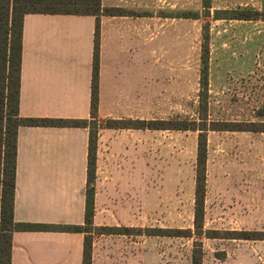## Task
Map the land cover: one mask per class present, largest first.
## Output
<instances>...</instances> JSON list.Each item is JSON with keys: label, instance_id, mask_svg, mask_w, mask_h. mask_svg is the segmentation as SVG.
Masks as SVG:
<instances>
[{"label": "crops", "instance_id": "0c3cea01", "mask_svg": "<svg viewBox=\"0 0 264 264\" xmlns=\"http://www.w3.org/2000/svg\"><path fill=\"white\" fill-rule=\"evenodd\" d=\"M173 1V0H171ZM166 0H101L120 14L100 16L99 121L143 119L142 90L158 75V14ZM97 16L25 13L21 54L20 114L89 118ZM167 23V22H164ZM163 37L172 38L166 25ZM169 30V31H168ZM162 37V38H163ZM145 83V84H144ZM147 120V119H146ZM141 128L101 127L98 131L96 226L112 225L113 207L126 188H136ZM90 129L85 126L21 125L17 133L14 219L19 222L84 225L89 178ZM138 161V163H137ZM136 233L93 232L92 264H141ZM85 232L16 230L12 264H83ZM135 239L133 238V241Z\"/></svg>", "mask_w": 264, "mask_h": 264}, {"label": "rangeland", "instance_id": "374dc122", "mask_svg": "<svg viewBox=\"0 0 264 264\" xmlns=\"http://www.w3.org/2000/svg\"><path fill=\"white\" fill-rule=\"evenodd\" d=\"M164 4L171 8L166 14L199 11L201 17L165 21L159 11L158 75L143 86L141 118L199 117L202 32L203 24L211 21L209 118L264 126V20L204 16L202 0ZM238 7L264 10V0H213L212 13ZM166 25L173 26L172 38L163 37ZM138 132L135 149L141 167L137 165L140 172L130 181L136 188L123 191L110 226H131L135 231L193 228L198 131ZM205 207L206 229L264 230V131L208 132ZM130 239L136 251L140 247L141 264H191L195 240L203 243V264H264V239L147 234Z\"/></svg>", "mask_w": 264, "mask_h": 264}, {"label": "trees", "instance_id": "16d2710c", "mask_svg": "<svg viewBox=\"0 0 264 264\" xmlns=\"http://www.w3.org/2000/svg\"><path fill=\"white\" fill-rule=\"evenodd\" d=\"M203 15L214 19H263L264 10L251 7L213 9V0H202ZM93 14L97 16L91 95V115L89 118H53L22 116L20 114L21 54L23 19L25 13ZM119 7H103L101 0H0V264H12V236L16 230L62 229L85 232L83 264L93 262V232L136 233L147 235L207 236L237 239H264V230H227L205 228L208 132L210 130H255L264 131V126L249 127L253 122H219L209 118L210 86V41L211 21L203 24L202 53L200 67V92L198 118L172 119H115L99 122L100 100V16L103 13L120 14ZM186 17H201L199 11H189ZM21 125L44 126H85L90 129L89 138V178L86 190V211L84 225H56L19 222L14 219V199L16 190L17 133ZM261 125V124H260ZM101 127H136L154 129H176L198 131L195 202L193 228H161L131 226H96L95 177L98 131ZM204 251L201 240L194 241L191 264H203Z\"/></svg>", "mask_w": 264, "mask_h": 264}]
</instances>
